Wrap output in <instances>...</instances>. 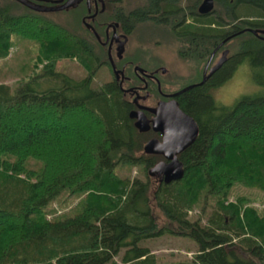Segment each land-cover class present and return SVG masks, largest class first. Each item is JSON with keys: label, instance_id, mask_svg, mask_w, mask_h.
I'll use <instances>...</instances> for the list:
<instances>
[{"label": "trees", "instance_id": "obj_1", "mask_svg": "<svg viewBox=\"0 0 264 264\" xmlns=\"http://www.w3.org/2000/svg\"><path fill=\"white\" fill-rule=\"evenodd\" d=\"M30 1L53 5L57 0ZM181 2L144 0L123 20L121 10L105 8L87 20L91 29L82 20L88 13L86 0L57 12L73 17L67 24L18 1L0 0V58L7 55L13 34L39 44L32 74L14 88L0 83V264H160L142 242L163 234L188 236L197 245L193 258L173 264H264V216L224 203L235 183L264 191L262 35L247 31L236 36L227 46L231 58L221 68L225 81L230 71L245 65L255 91L231 105L218 103L207 88L177 97L199 134L178 155L184 176L167 184L149 172L163 157L143 151L156 135L134 126L132 95L115 80L93 85L99 68L110 66L106 47L93 31L103 39L109 21L131 27L174 25L177 55L201 62L214 41L234 31L229 22L264 30V0H215L213 14L195 15L189 22ZM200 53L203 58L197 57ZM61 59H75L86 75L75 78L57 71ZM129 61L157 67H147L138 57L117 64ZM29 159L40 163L38 170L27 167ZM119 165L141 166L146 179L120 177ZM64 192L85 193L82 209L60 220L41 218ZM202 192L219 199L204 222L188 216Z\"/></svg>", "mask_w": 264, "mask_h": 264}, {"label": "rangeland", "instance_id": "obj_2", "mask_svg": "<svg viewBox=\"0 0 264 264\" xmlns=\"http://www.w3.org/2000/svg\"><path fill=\"white\" fill-rule=\"evenodd\" d=\"M142 1L122 0L117 6L132 8ZM57 12L47 13L50 19L63 24L69 23L73 18L66 12L63 14ZM170 29L169 25H155L148 22L135 26L129 34V39L122 54L123 58L138 57L147 67H151L149 65L165 67L166 73L162 75L165 92L175 91L194 79L197 76V71H201L207 60L206 58L203 62L198 63L194 60L180 58L177 55L179 42ZM38 49L39 44L36 41L13 34L7 55L0 58V83L8 84L14 88L19 81L30 76L35 67ZM111 55L115 61L113 48ZM219 55L220 52L216 54L214 61L217 60ZM55 67L57 71H63L75 78H82L86 75V71L75 59H61ZM39 70L38 67L37 71ZM113 80L114 75L111 67L108 64H103L93 79V85L100 87ZM256 88L250 80L248 68L245 65H240L233 70L232 75L220 86L214 88L213 91L211 90V94L219 103L230 105L240 95L253 92ZM140 93L144 92L141 91ZM140 103L154 106L156 101L152 97H148L145 100H140ZM26 165L29 169L38 170L40 163L29 159L26 161ZM116 173L120 177L129 180L135 178L146 179V172L141 166L119 165L116 168ZM199 198L198 204L190 209L188 216L189 219L200 217L201 222H204L219 199L204 192L200 194ZM85 199V193L74 195L64 192L44 208L40 217L52 221L73 216L82 209ZM224 203L238 204L242 207V210L253 208L259 217L264 216V191L256 187L235 183L227 190ZM169 228L176 230L173 224H170ZM142 245L151 250L160 264L187 261L193 258L197 252V245L188 236L175 234H163L147 239L142 242Z\"/></svg>", "mask_w": 264, "mask_h": 264}, {"label": "flooded vegetation", "instance_id": "obj_3", "mask_svg": "<svg viewBox=\"0 0 264 264\" xmlns=\"http://www.w3.org/2000/svg\"><path fill=\"white\" fill-rule=\"evenodd\" d=\"M121 1L122 0H108V2H107V0H86L87 12L88 13L86 15H84L82 20L85 22V24L89 28L92 29L91 25L88 22L91 21V20H94L96 15H97V13L99 11H103L105 8L107 10L112 11V12H113L114 9H118L119 11L121 10L120 17H121V20H123L124 13H127L130 8L125 7V6H117V4L121 3ZM202 2H203V0H198L196 3L192 2L191 0H182L181 3L183 5H182V8H180V9L184 10V13L182 15L187 19V22H189L190 19H192V17H194L195 15L196 16H199V15H205V16L209 15L210 16L211 14H213V11L215 10V8H214L215 7V0H213V7H212L211 11H209L206 14L200 13L198 11V8L200 7ZM193 4H195V5H193ZM137 6H139V5H137ZM114 13H118V12L115 11ZM87 20H88V22H87ZM121 20H120V22H118V21H109L108 23H106L107 27L105 29V34L103 36V39H102V37H100L96 33V31H93V32H94L95 36L97 37V39L99 38L98 41L104 47H106V53H107L108 59L110 57L111 60H112L113 66H112V64L110 62V59H109V63H110L111 71H112V73L114 75V80L118 84V87L121 90H123V91H129V93L132 95V102H133V105H134V109H132V110H137L139 108L138 106H140V105L141 106H145L146 108H153L154 106H156V104L158 102H160V101H169L171 99H175L177 101V103H178L177 97L180 94H182L183 92H186L188 90L194 89V88H207V89H210V92H211V90L213 91L214 88H217L218 86H220L224 82V81H221V79H222V75H221L222 70H221V68L223 67V65L225 63H227L228 59L231 58V53H230L229 48H227V46L228 45L230 46L231 44H233L234 43V38L236 36H238L239 34H241V32H247L248 31V32L254 34L252 32V30H256L252 26H245L243 29H240V27L235 24L236 22H232V23L229 22L227 24V27L228 26L229 27H234V31L232 33H228L220 41H218V42L214 41L213 42V44H212L213 48L211 50V53L207 57V60H206L205 64L203 65L201 71H199V70L197 71L196 70L197 71V74H196L197 76H195L194 79H191L186 85L180 87L179 89H177L175 91H172V92H165L164 91V89H165L164 81H163V78H162L163 77L162 75L166 73V68L165 67L158 66V67H156L154 69H146V68L142 67L141 65H139L137 63H133L132 61L117 64V61L118 60L119 61L122 60V58L124 57V56H122V54L124 52L125 45H126L128 39H129V34L135 28V27L129 26L128 22H123ZM217 20L220 21V22L225 23L224 19L222 17H220V16H217ZM236 21H238V20H236ZM156 25H165L166 26V25H169V24L158 23ZM215 25H216V23H212V26H215ZM169 26L171 27V25H169ZM173 26L171 27L170 31L172 32L173 35H175L174 32L176 31V28L173 27ZM122 27H123V29H122ZM128 29L130 31L127 33ZM113 33H115V35L117 37H114ZM259 34H261L262 36H259ZM254 35H257L261 39H264V34L263 33H258V34H254ZM174 37L176 39H178L176 36H174ZM124 40H125V43H124L123 52L120 54V56H118V46ZM190 43H191V41H190ZM112 48L114 49V52H115V57H116L115 61L113 60L112 55H111ZM225 50L227 51L225 61L221 64V66H219L215 71H213V73L210 76H208L206 78V80H204L202 82L203 76L205 74L207 75L210 72V69L222 57V54H223V52ZM219 52H220L219 57L217 58V60L214 61V58L216 57V54L219 53ZM200 54H198L197 57L198 58H203V56H202L203 54L202 53H200ZM209 60H210V62L207 65ZM194 61H196L198 63L201 62L199 59H196ZM206 65H207V67H206ZM114 70L117 71L118 74H115ZM232 72L233 71H230V76L232 75ZM209 82H211V83L209 84ZM131 83H133V84H131ZM184 88H186L184 91H182L181 93L173 96L174 93H176V92H178V91H180V90H182ZM154 89L157 90V93L154 92ZM141 91L144 92V93H140ZM148 97H152L156 101V104L154 106H148L146 104L140 103V100H145ZM134 99H136V100H134ZM220 104H222V103H220ZM222 105H225V104H222ZM142 111L145 113V115H146V117L148 119H151L154 116L153 113H151V111H149V110H142ZM149 131H152V130L150 129V130H148L146 132H149ZM152 133H154L156 136H152L151 138H158V139L161 138V134L160 133H157V132H154V131H152Z\"/></svg>", "mask_w": 264, "mask_h": 264}, {"label": "water", "instance_id": "obj_4", "mask_svg": "<svg viewBox=\"0 0 264 264\" xmlns=\"http://www.w3.org/2000/svg\"><path fill=\"white\" fill-rule=\"evenodd\" d=\"M22 5L34 11L47 13L67 10L75 8L81 0H57L53 5H41L30 0H15ZM42 1V0H36ZM213 7V0H203L198 11L206 14L211 11ZM254 34L263 33L264 30H252ZM114 37H117L113 33ZM99 39V38H98ZM117 39V38H116ZM125 40L118 46V56L123 52ZM227 51L225 50L222 57L210 69V72L203 76L202 82L210 76L226 59ZM113 66L112 60L109 57ZM208 61L207 65L209 64ZM206 65V67H207ZM115 74H118L114 70ZM186 88L176 92L173 96L181 93ZM136 100V99H134ZM137 110H131L129 117L134 119V126L140 132L152 130L160 133L161 138L149 139L143 147L146 154L161 155L164 160L159 161L153 168L150 169V174L160 176V180L164 183L180 180L185 173L184 166L180 161L178 155L194 143L199 134V127L194 118L188 113L184 112L178 105L175 99L169 101H160L153 108H146L145 106H138ZM142 110H149L153 113V117L148 119Z\"/></svg>", "mask_w": 264, "mask_h": 264}]
</instances>
